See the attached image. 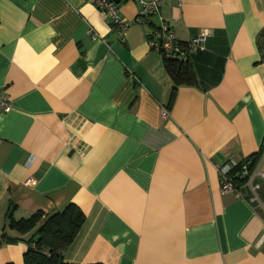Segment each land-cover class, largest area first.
Wrapping results in <instances>:
<instances>
[{
	"label": "crops",
	"instance_id": "crops-1",
	"mask_svg": "<svg viewBox=\"0 0 264 264\" xmlns=\"http://www.w3.org/2000/svg\"><path fill=\"white\" fill-rule=\"evenodd\" d=\"M119 9L122 36L92 0H0V264L71 204L70 264H264V207L218 171L264 147V0H163L196 76L174 94L152 26Z\"/></svg>",
	"mask_w": 264,
	"mask_h": 264
},
{
	"label": "built area",
	"instance_id": "built-area-1",
	"mask_svg": "<svg viewBox=\"0 0 264 264\" xmlns=\"http://www.w3.org/2000/svg\"><path fill=\"white\" fill-rule=\"evenodd\" d=\"M96 4L101 13L111 21V25L122 36L128 28V23L122 18L120 13L121 0H92ZM138 8V14L135 22L139 24H151L153 19H158L159 24H152V32L150 34V47L164 55L165 57L181 58L184 54L182 44L177 40L174 30L162 18L163 0H133ZM207 33L203 34L195 42L205 41ZM0 109L9 112L11 103L0 97ZM164 118L168 117V111L163 110ZM239 163H229L218 165V171L221 177L222 192L235 193L241 198H246L244 190L250 192V200L259 203L264 207V202L260 198L261 183L259 179L264 180V170L260 166H256L253 170H249V163L243 165L241 171L234 172ZM243 181V182H240Z\"/></svg>",
	"mask_w": 264,
	"mask_h": 264
},
{
	"label": "trees",
	"instance_id": "trees-1",
	"mask_svg": "<svg viewBox=\"0 0 264 264\" xmlns=\"http://www.w3.org/2000/svg\"><path fill=\"white\" fill-rule=\"evenodd\" d=\"M150 25L152 26V23ZM182 47L185 49V45L182 44ZM163 57L166 68L175 84L173 94L179 86L195 85L196 76L189 60L169 59L164 55ZM263 153L264 147L257 155L252 157V160H246L238 164L233 173L241 171L246 163H249V170H253ZM42 218L43 213L38 212L29 219L17 222L13 219L11 213L8 214L10 228L23 234L36 229ZM85 220L84 213L74 204L49 217L44 225L39 226L36 240L25 255V264H70L64 260V251L74 241Z\"/></svg>",
	"mask_w": 264,
	"mask_h": 264
}]
</instances>
